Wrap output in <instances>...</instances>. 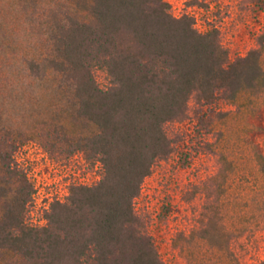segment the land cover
<instances>
[{
  "label": "trees",
  "instance_id": "obj_1",
  "mask_svg": "<svg viewBox=\"0 0 264 264\" xmlns=\"http://www.w3.org/2000/svg\"><path fill=\"white\" fill-rule=\"evenodd\" d=\"M44 17L51 51L29 70L51 72L65 105L37 137L83 153L102 175L52 203L45 225L30 224L34 186L15 160L26 138H0V257L4 264H166L135 204L155 165L174 151L167 125L186 117L193 97L213 104L261 95L262 51L231 62L217 29L199 31L165 0H59ZM257 161L264 174L262 150Z\"/></svg>",
  "mask_w": 264,
  "mask_h": 264
},
{
  "label": "rangeland",
  "instance_id": "obj_2",
  "mask_svg": "<svg viewBox=\"0 0 264 264\" xmlns=\"http://www.w3.org/2000/svg\"><path fill=\"white\" fill-rule=\"evenodd\" d=\"M59 0H0V138L23 137L15 160L34 186L27 215L46 224L50 205L74 185L101 179L83 153L38 138L64 104L51 72L29 70L51 51L44 15ZM201 32L217 29L230 61L262 51L264 0H165ZM105 83V75L98 74ZM176 141L142 186L136 210L166 264H264V92L229 102L190 99L186 117L167 125ZM11 136H7V135ZM227 159L224 164L221 156ZM0 264H4L0 257Z\"/></svg>",
  "mask_w": 264,
  "mask_h": 264
}]
</instances>
